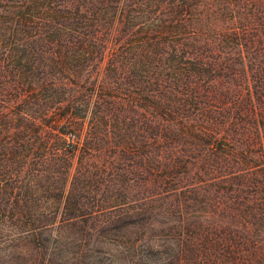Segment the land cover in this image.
Here are the masks:
<instances>
[{
	"label": "trees",
	"instance_id": "obj_1",
	"mask_svg": "<svg viewBox=\"0 0 264 264\" xmlns=\"http://www.w3.org/2000/svg\"><path fill=\"white\" fill-rule=\"evenodd\" d=\"M0 264H264V0H0Z\"/></svg>",
	"mask_w": 264,
	"mask_h": 264
}]
</instances>
